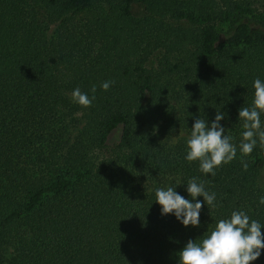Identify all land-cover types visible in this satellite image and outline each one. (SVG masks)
<instances>
[{
  "label": "trees",
  "instance_id": "1",
  "mask_svg": "<svg viewBox=\"0 0 264 264\" xmlns=\"http://www.w3.org/2000/svg\"><path fill=\"white\" fill-rule=\"evenodd\" d=\"M262 6L0 0V264H178L189 240L233 211L264 234V149L242 156L238 118L264 81ZM94 85L90 107L69 96L79 87L91 98ZM217 111L237 155L212 175L185 159L189 137L171 135ZM193 177L216 207L203 204L199 227H185L161 214L155 191L180 184L191 199ZM251 264H264V249Z\"/></svg>",
  "mask_w": 264,
  "mask_h": 264
},
{
  "label": "clouds",
  "instance_id": "2",
  "mask_svg": "<svg viewBox=\"0 0 264 264\" xmlns=\"http://www.w3.org/2000/svg\"><path fill=\"white\" fill-rule=\"evenodd\" d=\"M112 81H105L101 88L107 91ZM254 98L251 107L243 106L239 109V121H242L244 131L241 133L239 148L242 156L252 153L259 141L264 149V130L261 128L260 115L264 113V81L256 79L253 85ZM93 96L82 93L77 87L71 93L74 103L82 107H90L95 99L96 86L91 89ZM224 113L217 111L215 119L209 123L197 118L191 127L190 136L186 141L189 162L199 161V170L202 173L215 175V169L227 164L236 157L237 146L232 137L226 134V129L220 124ZM244 171L249 165L241 160ZM180 185V184H177ZM157 188L155 191L156 203L161 206V214H174L183 226L199 227L200 212L203 204L216 207V194L205 190L203 183H198L193 177L187 183L186 191L191 199H185L177 193L176 187ZM203 197V202L196 200ZM260 204H264L261 197ZM262 225L251 220L244 211H233L230 218L221 219L200 242L189 240L177 254L178 264H251L261 255L264 249V234Z\"/></svg>",
  "mask_w": 264,
  "mask_h": 264
},
{
  "label": "rangeland",
  "instance_id": "3",
  "mask_svg": "<svg viewBox=\"0 0 264 264\" xmlns=\"http://www.w3.org/2000/svg\"><path fill=\"white\" fill-rule=\"evenodd\" d=\"M246 1H249L251 3V5L257 9H262V5H264V1L263 0H246ZM160 56V52L159 51H156L154 52L150 58H149V61H148V64L149 65H154L158 58ZM70 98H71V93L69 94ZM72 99V98H71ZM74 121L73 122H77V126L78 128L81 127L83 124H84V117H83V114L82 113H77L74 115ZM119 134H120V128H116L114 129L110 135H109V143H114L117 141L118 137H119ZM172 140L173 141H176L178 138L180 137H183V136H187L189 137L190 135L181 131V130H175L173 133H172Z\"/></svg>",
  "mask_w": 264,
  "mask_h": 264
}]
</instances>
